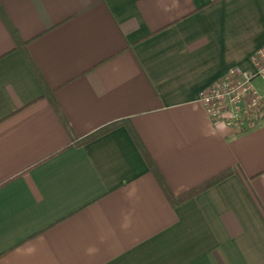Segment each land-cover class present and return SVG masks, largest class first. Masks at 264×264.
I'll use <instances>...</instances> for the list:
<instances>
[{
	"label": "crops",
	"instance_id": "obj_1",
	"mask_svg": "<svg viewBox=\"0 0 264 264\" xmlns=\"http://www.w3.org/2000/svg\"><path fill=\"white\" fill-rule=\"evenodd\" d=\"M0 8L56 104L0 19V264H264V103L240 132L199 102L253 72L264 0ZM144 153L174 198L230 175L173 205Z\"/></svg>",
	"mask_w": 264,
	"mask_h": 264
},
{
	"label": "built area",
	"instance_id": "obj_2",
	"mask_svg": "<svg viewBox=\"0 0 264 264\" xmlns=\"http://www.w3.org/2000/svg\"><path fill=\"white\" fill-rule=\"evenodd\" d=\"M253 72L229 70L225 77L199 94V102L214 124H223L240 132L258 125L264 96L254 86H264V48L253 57Z\"/></svg>",
	"mask_w": 264,
	"mask_h": 264
},
{
	"label": "trees",
	"instance_id": "obj_3",
	"mask_svg": "<svg viewBox=\"0 0 264 264\" xmlns=\"http://www.w3.org/2000/svg\"><path fill=\"white\" fill-rule=\"evenodd\" d=\"M0 19L4 22V24L7 26V28L11 31V33L13 34V37H14V40H15V43H16V46H17V49L21 50V52L23 53V55L25 56V59L27 60L29 66L31 67V69L33 70V72L35 73L36 77H37V80L39 81L40 83V86H41V89H42V92H43V95L49 99L54 107L56 108V104L55 102L52 100V92L51 90L46 86L45 82L43 81L42 77L39 76V74L35 71V67L32 63V61L30 60V58L28 57L26 51H25V43H22L20 41V39L18 38V36L16 35L15 31L12 29L6 15H5V12L3 11L2 8H0ZM109 128H103L101 130H98L97 132H95L92 136H90V138H94V137H97L101 134H103L104 132H106ZM134 136V135H133ZM88 138V139H90ZM134 139L136 140L137 142V139L134 137ZM139 148L140 147V144L138 145ZM142 150V149H141ZM144 157H145V160L147 162V165L149 167V169L151 170V173L153 174V176L155 177V179L157 180L159 186L161 187L163 193L165 194V196L172 202L173 205H177L181 202H184L186 201L187 199H189L190 197L194 196L195 194H197L198 192L200 191H203L205 189H208L209 187L215 185L216 183H218L219 181L225 179L226 177H228L230 175L229 172H226V173H223L221 174L220 176L206 182L205 184H203L202 186H200L199 188L181 196L180 198H174V196L170 193L169 189L167 188L161 174L159 173L158 169L156 168L154 162L144 153Z\"/></svg>",
	"mask_w": 264,
	"mask_h": 264
},
{
	"label": "rangeland",
	"instance_id": "obj_4",
	"mask_svg": "<svg viewBox=\"0 0 264 264\" xmlns=\"http://www.w3.org/2000/svg\"><path fill=\"white\" fill-rule=\"evenodd\" d=\"M254 86H255L257 89L261 90V91H262V88L264 87V86L261 84V82H260L259 80H256V81H255ZM263 92H264V91H263Z\"/></svg>",
	"mask_w": 264,
	"mask_h": 264
}]
</instances>
